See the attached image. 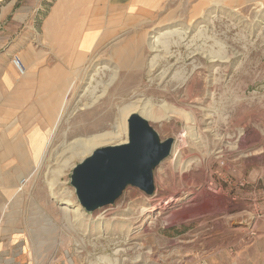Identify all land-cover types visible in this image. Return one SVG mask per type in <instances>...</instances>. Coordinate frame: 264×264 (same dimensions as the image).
Returning a JSON list of instances; mask_svg holds the SVG:
<instances>
[{
	"label": "rangeland",
	"instance_id": "374dc122",
	"mask_svg": "<svg viewBox=\"0 0 264 264\" xmlns=\"http://www.w3.org/2000/svg\"><path fill=\"white\" fill-rule=\"evenodd\" d=\"M34 29L50 67L0 104V226L49 238L60 264H264V0H63L50 31ZM215 42L229 57L217 70L201 50ZM53 70L57 88L39 93ZM125 107L172 150L151 195L127 185L88 212L72 169L92 152L86 139L121 133Z\"/></svg>",
	"mask_w": 264,
	"mask_h": 264
},
{
	"label": "crops",
	"instance_id": "0c3cea01",
	"mask_svg": "<svg viewBox=\"0 0 264 264\" xmlns=\"http://www.w3.org/2000/svg\"><path fill=\"white\" fill-rule=\"evenodd\" d=\"M105 1L107 3H123L128 0ZM34 2L35 0H0V104L3 100L10 98L12 90L17 87L24 88L28 82L33 81L34 74L50 67L49 37L46 36L42 50L34 49L33 40L38 38L34 28H42L48 33L53 15L63 0H50V2L41 0L39 5ZM47 2L48 4H46ZM101 4H105V2ZM38 7L40 10L36 13ZM8 42L11 45L3 49L4 43ZM14 54L22 56L25 61L28 56L30 57L29 61L27 60L29 69L23 75V81L11 66V57ZM58 73V70L44 73V78L39 83V93L46 90L49 95L57 88L58 82L54 85L51 84L49 76ZM49 248V238H44L40 245L35 241L25 240L22 233L12 230L10 227L0 226V264H56V261L60 264V257H52V251ZM218 262L219 264H242L238 257L231 258L230 256ZM203 264H208V262H203Z\"/></svg>",
	"mask_w": 264,
	"mask_h": 264
},
{
	"label": "water",
	"instance_id": "95a60500",
	"mask_svg": "<svg viewBox=\"0 0 264 264\" xmlns=\"http://www.w3.org/2000/svg\"><path fill=\"white\" fill-rule=\"evenodd\" d=\"M174 139L161 140L147 120L133 112L127 117V141L96 147L77 163L70 184L88 212L112 204L127 185L148 195L154 191L153 170L169 156Z\"/></svg>",
	"mask_w": 264,
	"mask_h": 264
},
{
	"label": "bare ground",
	"instance_id": "6f19581e",
	"mask_svg": "<svg viewBox=\"0 0 264 264\" xmlns=\"http://www.w3.org/2000/svg\"><path fill=\"white\" fill-rule=\"evenodd\" d=\"M99 1H101V0H99ZM102 1H104V0H102ZM259 4L261 5V2H259ZM169 32V31H168ZM168 32H163V34H165L164 36H166V35H171L172 36V34L173 33H175L178 37H180V38H182L183 36L181 35V31L180 30H175V31H172V30H170V32L168 33ZM167 33V34H166ZM183 33V32H182ZM169 35V36H170ZM163 36V35H162ZM173 37V36H172ZM159 38H162L161 36L160 37H158V36H154V39H153V41L151 42L152 44V47H156V43H158L159 42ZM170 38V37H169ZM174 40V39H173ZM176 40V39H175ZM174 40V43L175 42H177V41H175ZM158 41V42H157ZM167 41V40H166ZM170 41H171V39H170ZM179 42V41H178ZM166 43V42H165ZM216 44H217V46H218V49H216V50H213V49H209V50H206L205 48H201V50H202V52L203 53H205L206 54V56H207V58L209 59V61H211L212 63H213V68L215 69V70H217L218 69V67H220V62H222L223 60H227L229 57H228V55L224 52V51H222V48L223 47H221V45L219 44V42H215ZM159 47V46H158ZM203 47V46H202ZM205 47V46H204ZM199 49H200V47H199ZM217 63V64H216ZM214 70V71H215ZM25 73H26V71H25ZM25 73H24V75H25ZM60 77L59 76H57V75H52V76H49V80H50V82H51V84H53V83H55V80H57V79H59ZM130 78V77H129ZM62 93L63 92H61L60 93V95H62ZM56 101H58L57 103H55V105L54 106H51L50 105V107H49V109H48V112L49 113H51V111L52 112H57V110H58V103H60V99H59V96H57V98H56ZM46 105V104H45ZM52 107V108H51ZM56 107V108H55ZM124 117L122 118L123 120H122V130H121V133H120V131H118L117 133L115 132V133H105V134H102V135H99V136H94V137H90V138H88V139H86L85 140V143H82V149H86V151H88V149H92V150H94L95 149V147H97L98 145H102V144H105V143H116V142H118V141H127V138L125 137L126 136V134H127V123H126V125H124L125 124V119H126V122H127V118H126V116H127V114L129 113V112H131V111H135L136 110V108H134V107H132V108H129V107H125L124 109ZM174 110V109H173ZM143 111L145 112V114H146V116H148V117H150V118H160L159 116H158V114H157V112L156 111H154L153 109H151V107H149V106H146V107H144L143 108ZM178 113H181L180 111H177ZM133 113V112H132ZM52 114V113H51ZM182 115H186L187 117H188V115L187 114H183V113H181ZM129 115V114H128ZM141 116V115H140ZM126 139V140H125ZM116 144H119V143H116ZM111 145V144H110ZM91 150V151H92ZM86 151H82V155H84V153H86ZM81 155V156H82ZM49 189L50 190H52L53 188H54V185H53V182L52 181H50L49 182ZM6 189H5V191L8 193L9 191H10V188H8V187H5ZM70 206V205H69ZM70 209L69 210H71V213H73V215L74 216H80V214H81V212H82V210H81V208H80V206L79 205H75V206H71V207H69ZM66 210H68V207L66 206L65 207V211Z\"/></svg>",
	"mask_w": 264,
	"mask_h": 264
},
{
	"label": "built area",
	"instance_id": "2783aa9c",
	"mask_svg": "<svg viewBox=\"0 0 264 264\" xmlns=\"http://www.w3.org/2000/svg\"><path fill=\"white\" fill-rule=\"evenodd\" d=\"M12 63L16 69V71L18 72L19 75H24L25 73V66L22 62V60L20 59V57L18 55H14L12 58ZM25 181V179L21 180V183H23Z\"/></svg>",
	"mask_w": 264,
	"mask_h": 264
}]
</instances>
